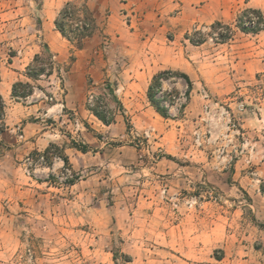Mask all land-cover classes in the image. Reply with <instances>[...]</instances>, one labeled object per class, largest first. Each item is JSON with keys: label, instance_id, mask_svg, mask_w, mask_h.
Instances as JSON below:
<instances>
[{"label": "rangeland", "instance_id": "374dc122", "mask_svg": "<svg viewBox=\"0 0 264 264\" xmlns=\"http://www.w3.org/2000/svg\"><path fill=\"white\" fill-rule=\"evenodd\" d=\"M68 8L69 12H74L72 6ZM241 12L234 14L233 20L228 17V21L206 23L194 29L191 32L194 38L203 41L198 45L186 43L182 38L168 42V59H164L162 53L160 58L142 60L146 71L137 77L142 82L154 77L155 70L161 65L167 66L162 70L185 72L193 80V90L187 96L186 79L173 73L166 74L163 90L168 93L164 101L169 107V120L157 115L148 91L147 95L143 94L141 85L136 86L134 96L130 95L134 98L132 105L128 108L121 105V109L128 112L119 121L114 114L119 105L111 108L104 95L93 90L87 94L88 114L96 115L94 110L100 111L111 119V123L79 118L68 108L65 117L45 118L48 129L81 135L75 145L83 152L91 153L82 161L88 162L86 167L75 171L66 163L55 178L42 175L40 181L44 178L55 181L54 185L63 188L58 191L63 197L91 186L88 182L83 183L71 192L65 188L67 185L80 184L81 180L97 175L101 180L97 194L105 201L103 207L113 206L128 215L135 209H150L149 203H144L139 196L150 192L169 196L167 177L172 172H167L171 169L167 163H180L187 167V176L192 175L195 181L192 185L187 184L183 188L185 194L181 195H192L188 199L193 200V210L202 212L200 218L191 221L201 228L211 227L216 221L221 233L220 240L201 248L193 257L196 258L194 264H243L245 259L264 264V200H259L261 215L254 214L258 229H253L250 216L243 214L244 207L248 214H253V208L249 207L254 194L252 184L259 183V191L264 193V176L259 174V166L264 164V24L256 29L242 30ZM73 14L72 18L66 19V36L78 47V43L91 33L93 23L85 16L91 27L86 31L78 29L71 19L79 16ZM228 26L233 32L221 42L220 34L230 32ZM74 60L73 55H68L67 60L57 63L50 51L35 58L33 74L35 69H44V79L53 75L50 85L55 88L52 90L37 85L44 89L42 97L46 101H66L68 70ZM91 93L95 95L92 102L89 101ZM151 106L154 107L150 109ZM3 112L0 100V264H109L106 256L93 251L95 235L88 234L94 231L93 216L70 219L63 213L67 205L61 199L50 206L35 202L48 191L45 184L38 186L35 183V168L49 163L55 154L68 162L66 155L58 151L56 145L51 146L49 152L13 155L9 150L13 139L7 134ZM37 119L29 118L31 123ZM34 129L28 127L27 132H34ZM16 132L20 138L25 137L22 128L18 127ZM83 132L87 136H82ZM92 136L101 142L96 147L90 143ZM198 136L201 143L196 141ZM92 148L99 152L96 158H93ZM194 153L196 156L192 155ZM99 197L98 202L91 197L87 206L100 205ZM182 203L186 207L191 205ZM171 206L175 212L180 210L178 201L172 202ZM76 208H79L78 204L73 205V211ZM97 213L94 215H104L100 208ZM110 227H114L113 222ZM83 230L87 232L83 233ZM109 242L104 249L113 251L116 264H128L133 260L123 235L117 232ZM205 245L201 240V246Z\"/></svg>", "mask_w": 264, "mask_h": 264}, {"label": "crops", "instance_id": "0c3cea01", "mask_svg": "<svg viewBox=\"0 0 264 264\" xmlns=\"http://www.w3.org/2000/svg\"><path fill=\"white\" fill-rule=\"evenodd\" d=\"M68 3L73 5L77 16L89 17L93 23L91 33L83 39L81 47H76L65 37L56 24ZM252 9L261 11L264 18V0H0V100L4 107L2 118L7 134L13 139V146L9 150L13 155L24 156L32 151L35 154L49 152L53 145L59 147L58 151L66 155L68 162L55 154L49 163L37 165L35 183L38 186L45 184L48 191L38 196L35 202L50 206L61 199L67 205L63 213L68 214L65 216L70 219L93 216L94 231L88 233L95 235L93 241L96 248L93 251L106 256L109 264H116L117 258L113 251H106L104 247L109 246V239L112 241L117 232L123 235L126 247L133 255V260L128 261V264H194L193 259L196 258L193 257L197 256L201 248L214 244L216 239L220 240L221 233L217 230L220 229L219 223L213 221L211 227L201 228L191 221L200 218L202 212L193 210V200L188 199L192 195L181 193L185 194L183 188L195 181L192 175L187 176V167L176 162L167 163L171 168L167 172H172L167 177L169 196L152 192L139 196L144 203H149L150 209L146 211L135 209L127 215L113 206L105 209V201L97 194L101 182L97 175L81 180L80 184L75 182L67 185L65 188L71 192H75V187L83 183L88 182L91 186L61 197L58 191L62 187L54 185L55 181L51 179L40 181V178L42 175L55 178L66 163L75 171L86 167L88 162L82 161L91 151L83 152L75 145L77 137L81 135L61 132L51 128V125V129L46 128L45 118L65 117L67 115L64 112L68 108L79 118L101 121L93 113L88 114L90 111L86 108L87 94L91 90L102 93L111 108L119 105L118 111L114 113L117 121L125 118L124 113L127 114L128 110H122L121 105L124 108L132 105L134 98L130 95H133L137 85H141L143 94L147 95L152 82L153 77L146 82L137 79L146 71L143 59L160 58L159 54L162 53V57L168 59V42L183 38L186 43H191L186 35L198 26L225 19L228 21V17L233 20L234 14L236 16L238 12ZM47 51L53 53L57 63L67 60L68 55L74 56L75 60L68 70L66 87L69 93L65 96L66 101L54 100L50 103L42 97L45 91L37 85L47 86L46 90L55 88L50 85L52 74L48 79H44L43 73L32 75L35 58ZM175 51L180 53L177 48ZM166 67L159 66L154 75ZM18 81L30 83L36 91L26 98L14 96L13 86ZM154 111L165 118L155 107ZM29 118L38 119L31 123ZM173 121L176 122L175 119ZM18 127L25 131L24 138L17 134ZM28 127H34V132H27ZM82 136L87 135L83 132ZM72 139L75 141L72 142ZM90 143L96 147L101 142L92 136ZM92 150L93 158H96L99 152L95 148ZM192 155L196 156L195 153ZM259 174L264 176V164L259 166ZM260 186L259 183L252 184L254 194L249 207L253 208V214H248L247 207L243 211L246 217L250 216L255 230L259 226L254 221V214L261 215L263 212L259 205V200H264V193L259 191ZM91 197L97 202L99 197L100 205L88 207ZM174 201L180 204L178 212L172 210L171 203ZM182 201L191 203L190 207H186ZM74 204H78L79 208L73 211ZM98 208L103 209V216L94 215ZM111 222L114 227H110ZM113 229L115 232H112ZM201 240L207 245L201 246ZM242 263L254 264L256 261L245 259Z\"/></svg>", "mask_w": 264, "mask_h": 264}, {"label": "trees", "instance_id": "16d2710c", "mask_svg": "<svg viewBox=\"0 0 264 264\" xmlns=\"http://www.w3.org/2000/svg\"><path fill=\"white\" fill-rule=\"evenodd\" d=\"M69 6H73L71 3L67 4V7L62 11L61 13V18L58 19L56 21L57 27L58 29L62 32V34L64 36H66V19H67V15H68V7ZM250 13H252L253 15H250ZM89 18V17H87ZM239 22H240V27L242 28V30H245L247 28H251V29H256L258 28L260 25L262 26L264 24V18H263V14L261 13V11L256 10V9H252L248 12H244L241 17L239 18ZM216 24H221V22H217ZM229 27V31L228 34H220V39L221 42H225L227 40V38L229 37V35L232 34L233 30L230 26ZM67 37V36H66ZM186 38H188L193 44H200L203 41H199L197 39L194 38L193 34L188 33L186 35ZM82 46V42L78 43V47ZM45 70L44 69H37L35 74H41L43 73ZM167 73H173L174 75L178 76V77H182L185 78L187 81V90H186V95H190L191 91L193 90V80L190 78V76L185 73V72H181V71H172V70H162L160 72H158L157 74L154 75L152 82L149 86L148 89V98L151 101V103L155 106L156 110L164 117H170V113H169V107L165 104L164 101V97L168 94L163 90V80L166 77ZM35 74H32L33 76H35ZM31 93H33V86L28 83V82H22V81H18L14 84L13 86V95L18 97V98H25L27 96H29ZM158 94H161L163 96H159ZM184 107V104L182 105ZM94 112L96 113V115L102 119L105 123L109 124L111 123V119L107 118L106 115H104L103 113H101L100 111L94 110ZM264 190V188H263Z\"/></svg>", "mask_w": 264, "mask_h": 264}, {"label": "built area", "instance_id": "2783aa9c", "mask_svg": "<svg viewBox=\"0 0 264 264\" xmlns=\"http://www.w3.org/2000/svg\"><path fill=\"white\" fill-rule=\"evenodd\" d=\"M73 13L74 12H72V11H70L68 13V15H67V19L68 20L74 16ZM250 15H253V14L250 13ZM71 21L74 23L75 27H77L78 29H81V30H85L86 31V30H89V28L91 27L90 20H87L85 17L79 16V18H77L75 20L71 19ZM51 99H52V97H51ZM94 99H95V95L91 93L90 96H89V101L92 102V101H94ZM196 141H197V143H201L200 136L197 137ZM42 158H44V157L42 156Z\"/></svg>", "mask_w": 264, "mask_h": 264}]
</instances>
